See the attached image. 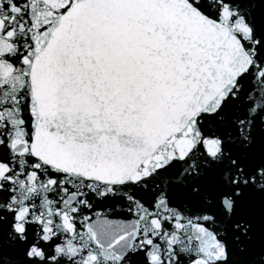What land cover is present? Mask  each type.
I'll list each match as a JSON object with an SVG mask.
<instances>
[{
  "label": "snow or ice",
  "instance_id": "snow-or-ice-1",
  "mask_svg": "<svg viewBox=\"0 0 264 264\" xmlns=\"http://www.w3.org/2000/svg\"><path fill=\"white\" fill-rule=\"evenodd\" d=\"M0 264H264V0H0Z\"/></svg>",
  "mask_w": 264,
  "mask_h": 264
}]
</instances>
